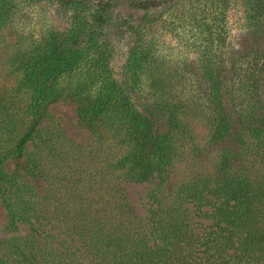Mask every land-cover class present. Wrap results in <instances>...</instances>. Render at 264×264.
<instances>
[{"label":"trees","instance_id":"trees-1","mask_svg":"<svg viewBox=\"0 0 264 264\" xmlns=\"http://www.w3.org/2000/svg\"><path fill=\"white\" fill-rule=\"evenodd\" d=\"M61 1L90 11L74 16L69 49L74 62L70 65L73 53L70 59L67 52L62 54L60 70L68 75L67 87L51 78L52 69L47 76L41 68L24 72L15 88L17 93L29 92L28 126L20 138L10 130L15 127L9 111L12 100L0 98V194L12 221L28 224L38 243L35 248L20 247L24 257L20 264H264L261 56L254 54L233 64L232 103L239 116L236 137L241 146L232 152L231 175L215 177L194 170L174 186L172 174L178 165L199 149L194 121L210 129L212 142L233 135V119L224 104V71L218 60L222 51H213L215 41L223 38L224 27L206 23L209 37L203 41L207 44L201 54L210 89L203 99L198 94L186 97L184 89H179L183 83L176 86L164 81L165 58L146 39L157 0ZM118 3L143 12L138 24L123 17L122 24L135 35L125 64L128 84L105 65L110 45L100 43L99 37L103 24L113 20ZM243 3L247 27L260 38L264 0ZM82 36L102 48L104 60L88 59L85 54L92 47L79 45ZM144 80L149 82L155 106L167 113L164 133L133 98ZM64 98L77 105L80 124L92 133L86 143L69 138L66 151L56 146L61 142L55 131L40 128L50 115V105ZM20 157L30 159L33 169L48 175L45 193L36 192L28 183L20 186V176L6 170L9 161ZM128 183L154 186L147 213L133 205ZM9 186L15 188L14 196L7 193ZM26 186V192H19ZM203 206H211L212 211L200 212ZM16 262L14 256L0 255V264Z\"/></svg>","mask_w":264,"mask_h":264},{"label":"rangeland","instance_id":"rangeland-1","mask_svg":"<svg viewBox=\"0 0 264 264\" xmlns=\"http://www.w3.org/2000/svg\"><path fill=\"white\" fill-rule=\"evenodd\" d=\"M156 3L157 7L151 10L146 39L153 41L156 54L165 58V67L162 70L164 81L176 83V86L179 82L183 83L179 89H184L186 97L198 94L203 99L210 89V81L206 78L203 68L205 61L201 54L207 44L203 41L209 37L205 29L206 23L220 24L224 27L223 38L221 42L215 41L213 51H222L218 60L224 71L221 76L222 89L226 91L224 104L234 126L233 135L231 132V135L220 142H212L210 129L199 120L194 121L193 130L199 149L191 152L188 160L178 165L176 172L172 174V183L174 186L177 185L181 177L194 173V170L205 175L212 173L215 177L231 175L232 152L241 146L236 137V131L240 126L239 116L232 103L233 64L254 54L264 60V33L260 38H256L249 31L243 0H157ZM89 12V9L81 11L64 4L61 0H0V98L3 101L12 100L10 102L12 108L9 111L14 114L15 127H10V130H15L14 135H18L19 138L28 126L26 115L29 92L24 90L17 93L16 86L19 85L26 70L41 68L42 71L45 70L43 75L46 76L49 74L48 69L55 71L50 74L51 78L57 80L59 84H64L60 87H67L68 75L61 73L60 70L62 54L67 52L70 59L73 53L69 49L72 41L71 30L75 26L74 16L78 13L86 16ZM142 14V11L131 8L127 3L117 4L111 23L103 24L100 28V43L106 42L110 45L106 61L102 48L86 42L85 36L80 40L81 47H92L88 48L89 52L85 54H88V59L95 58L97 63L98 60H104L114 77L124 84L130 83V75L126 72L125 64L135 35L122 24L123 17L138 24L141 22ZM74 59L73 53L70 65ZM148 84V80H144L142 88L133 92V98L137 108L151 115L160 132L164 133L168 129L167 113L155 106ZM259 99L261 105L263 104L261 115H264V82ZM49 111V117L43 121L40 128L55 131L56 140L61 142V145H56L58 149L68 150L69 138L80 143L91 141L92 133L80 124L77 105L72 100L64 98L50 105ZM1 135L0 131V137ZM4 137H8V134ZM6 170L10 174L20 176L18 177L20 186L28 183L36 192L42 194L46 192L49 177L47 175L46 178L38 170L33 169L30 159L26 157L13 159L9 161ZM63 184H67V181ZM153 187L149 183H128L130 200L140 213H147L150 208V191ZM27 188L26 186L19 192H26ZM14 190L15 188L9 186L7 193L11 192L14 196ZM210 211L211 206L200 208L202 213ZM47 227L49 228L50 224H47ZM54 232L57 230L54 229ZM32 235L28 224L12 221V215L0 194L1 258L6 254L9 258L14 256L17 259L16 263H22L24 257L21 255L20 247L30 249L38 245Z\"/></svg>","mask_w":264,"mask_h":264}]
</instances>
